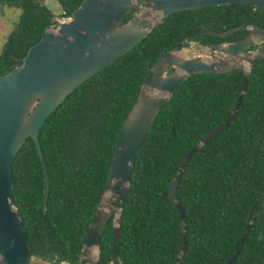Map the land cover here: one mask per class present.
<instances>
[{
  "label": "trees",
  "instance_id": "1",
  "mask_svg": "<svg viewBox=\"0 0 264 264\" xmlns=\"http://www.w3.org/2000/svg\"><path fill=\"white\" fill-rule=\"evenodd\" d=\"M83 0H57L69 17ZM19 10L0 52V75L21 65L31 46L57 22L39 0H0ZM251 6L227 4L174 13L134 49L72 92L40 128L45 176L30 137L13 163L11 199L33 253L79 259L103 198L122 124L157 60L189 30L196 35L263 24ZM243 88V71L196 74L177 87L140 145L121 223L120 264H175L183 245V220L169 188L185 157L230 115ZM186 211L188 247L182 264H264V59L253 66L233 121L193 155L177 187ZM251 223L250 228H248ZM113 219L101 240L103 260L113 248Z\"/></svg>",
  "mask_w": 264,
  "mask_h": 264
},
{
  "label": "water",
  "instance_id": "2",
  "mask_svg": "<svg viewBox=\"0 0 264 264\" xmlns=\"http://www.w3.org/2000/svg\"><path fill=\"white\" fill-rule=\"evenodd\" d=\"M227 4L264 8V0H83L67 19L49 26L41 39L30 47L21 65L0 75V264H50L33 258L27 246L24 221L11 199L13 163L25 142L30 137L35 141L43 164L47 201L50 173L39 132L57 107L79 86L139 45L166 17L181 11ZM137 5L143 8L125 22ZM242 28L209 31L208 34L226 37ZM195 29L193 27L187 37ZM261 37L264 41V27H256L247 37L231 45L213 44L235 61L227 56L213 62L192 58L181 50L183 42L157 60L122 124L105 192L87 230L81 264H99L101 240L111 219L112 264H116L121 251L123 210L140 145L175 89L196 74H222L243 67V88L232 112L187 154L169 188L183 220V245L175 263L182 264L189 241L186 211L178 199L177 187L193 155L224 130L239 111L248 90L251 68L264 59V45L255 51H244L258 44ZM171 65L177 70L167 74L166 69ZM250 226L251 223L248 228ZM241 250L242 244L227 264H233Z\"/></svg>",
  "mask_w": 264,
  "mask_h": 264
},
{
  "label": "flooded vegetation",
  "instance_id": "3",
  "mask_svg": "<svg viewBox=\"0 0 264 264\" xmlns=\"http://www.w3.org/2000/svg\"><path fill=\"white\" fill-rule=\"evenodd\" d=\"M239 5V4H238ZM245 6H248V5H245ZM253 11L254 12H260L262 15H264V8L262 7H257V6H251ZM143 8V6L141 5H137V7L131 11V13L129 14V16L127 17V19L125 20V22H127L131 17L134 16V14L136 12H139L141 9ZM263 24H257V25H253V24H248L245 28L247 30V33H244L243 35L239 36L238 38H231L230 36L236 34L233 33V34H230L226 37H219V36H215L216 38H220V39H215V40H210V41H207V42H203L199 39H193L191 38L192 36V33L199 28L200 25H195L193 27H196L195 30H193L190 34L189 37H187L186 35V38L184 39L183 43V47L181 48L182 51L186 50L188 52L189 49H186V44L187 42H189V40H195L198 42V49H199V53L197 56H192V58H197V59H204V60H207L208 62H213V61H216L220 58H223V57H226L227 55H225L222 51H218L217 50V46H213V44H219V43H224L225 45H231L233 43H235L236 41H239L240 39H243L245 37H247L249 34H251L253 32V30L256 28V27H264V18L262 20ZM192 27V28H193ZM239 27V26H237ZM242 27V26H240ZM191 28V29H192ZM234 28V27H233ZM190 29V30H191ZM231 29V28H230ZM243 29V28H242ZM242 29H240L239 31H241ZM189 30V31H190ZM229 30V29H227ZM209 31H212V30H202V31H199L196 35L198 36H203L205 34L207 35H210L208 34ZM223 31H226V30H223ZM223 31H219V32H223ZM238 31V32H239ZM188 34V33H187ZM213 36V35H212ZM262 38L261 37L260 39H258V44L246 49V51L244 52H248V51H255L257 50L259 47L263 46L264 45V41H262ZM180 45V44H179ZM178 45V46H179ZM177 46V47H178ZM176 47V48H177ZM227 58L230 60V61H235V58L232 57V56H227ZM233 65V64H232ZM253 68V67H252ZM252 68H251V71H252ZM238 69H241L243 71V75H244V68L243 67H240ZM177 70V67H174L173 65L167 67L166 71H167V74H172L174 71ZM235 70V69H234ZM232 71V70H231ZM250 71V73H251ZM229 72V71H227ZM142 88V87H141ZM28 246V249L30 251V253L32 254L33 258L35 260H38V261H41V262H48L50 264H81L82 263V257H81V253L82 251L80 252L79 254V259H77L76 261L75 260H71V259H61L59 255H56L55 258H45L43 257L42 255L40 254H37V253H33L31 250H30V246H29V243L27 244ZM113 250H114V244H113V248H112V251H111V254H110V257H109V263L108 262H105L103 260V252H102V245L100 244V257H99V264H112V261H113ZM116 264H120V256H118V259H117V262Z\"/></svg>",
  "mask_w": 264,
  "mask_h": 264
},
{
  "label": "rangeland",
  "instance_id": "4",
  "mask_svg": "<svg viewBox=\"0 0 264 264\" xmlns=\"http://www.w3.org/2000/svg\"><path fill=\"white\" fill-rule=\"evenodd\" d=\"M42 4L46 5L51 11L54 12L56 15L57 21H62L67 19L68 17H62L61 14V7L57 0H39ZM20 11L16 8H11L9 6H4L0 2V52L2 50L3 44L9 35V33L15 29L17 26ZM186 49H189L188 52L184 50L187 54L192 56H197L199 53L198 49V42L195 40H189L186 44ZM248 68V64L246 65ZM245 66V67H246Z\"/></svg>",
  "mask_w": 264,
  "mask_h": 264
}]
</instances>
